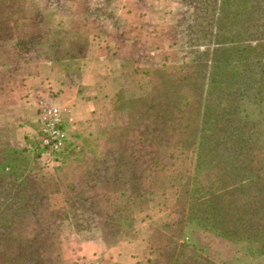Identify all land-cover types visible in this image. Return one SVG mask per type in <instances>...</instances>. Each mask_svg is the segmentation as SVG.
Masks as SVG:
<instances>
[{"label":"rangeland","instance_id":"rangeland-1","mask_svg":"<svg viewBox=\"0 0 264 264\" xmlns=\"http://www.w3.org/2000/svg\"><path fill=\"white\" fill-rule=\"evenodd\" d=\"M47 1L20 0L22 9L38 17ZM147 3L148 14L133 11V5ZM123 4L119 20L113 11L117 2L110 1L108 17L118 24L115 32L123 29L129 38L141 36V49L151 47L150 59L140 67L148 74L141 76L139 92L130 90L118 98L124 102L119 103L124 107L119 137L110 129L88 138L87 155L71 139L69 159L80 158L90 168L97 158L103 159L109 171L99 177L104 182L111 181L112 167L120 165L115 170L118 179L134 182L145 192L139 205L133 204L134 197L106 195L109 208L119 215L105 230L108 239L99 218L89 221L98 227L82 232L71 220L62 222L57 264L86 260L75 259V250L82 238L95 237L110 250L121 244L132 250L148 245L151 264H264V213L259 206L264 195L256 183L244 181L252 166L264 175V0H140L120 3L118 9ZM87 16L81 11L84 28L76 32L84 37ZM41 29V38L48 37V30ZM4 35L2 28L0 37ZM17 46L14 37L0 40V73L11 76L20 59L29 64L35 60L34 51L21 53ZM21 68L9 87L0 86V103L6 104L5 111L0 109V162L10 166L4 179L12 183L38 173L54 181L56 170L41 168L26 153L19 152L14 161L10 155L12 148L19 150L17 127L28 119L29 101L18 87L26 70ZM226 174L243 187L234 190ZM103 211L99 207V213ZM251 214L256 223L246 221ZM11 217L0 215L5 224ZM181 218L182 230L175 226ZM260 229L258 237L250 234L256 243L232 232ZM113 233L117 236L109 240Z\"/></svg>","mask_w":264,"mask_h":264},{"label":"crops","instance_id":"crops-1","mask_svg":"<svg viewBox=\"0 0 264 264\" xmlns=\"http://www.w3.org/2000/svg\"><path fill=\"white\" fill-rule=\"evenodd\" d=\"M110 1L117 2V9L109 6ZM126 1L140 3V0L47 1L40 26L48 30L49 36L37 46L35 60L29 64L20 59V64L13 66L11 76L0 73V86L9 87L14 81L12 76H17L21 67H26L18 84L29 101L28 119L16 130L19 148L34 137L38 109L44 106L59 111L63 120L75 127L71 139L80 143V151H88V147H83L84 142L88 145V138L124 125V107L119 105L124 102H118V98L130 90L139 92V80L148 74L140 67L150 59L151 48L141 49V36L129 38L123 35V29L115 32L118 24H115L116 20L110 21L108 14L113 10L120 20L124 4L118 9L119 4ZM138 6L140 9L133 5L134 12L143 10L148 14L151 10L148 3ZM81 11L88 13L85 22L88 37L76 33L84 28L80 23ZM135 41L137 46L134 48ZM26 54H21V58L25 59ZM5 107V103H0L1 111H5ZM82 239L75 250V259L101 257L102 262L106 261L104 258L110 259L109 263L112 260L117 264H151L148 245L132 250L121 244L110 250L97 237Z\"/></svg>","mask_w":264,"mask_h":264},{"label":"trees","instance_id":"trees-1","mask_svg":"<svg viewBox=\"0 0 264 264\" xmlns=\"http://www.w3.org/2000/svg\"><path fill=\"white\" fill-rule=\"evenodd\" d=\"M40 21L41 17L21 8L20 0H0V31L3 28L5 34L4 37H0V40L14 37L21 53L36 52L39 43L47 38H41L43 31ZM24 34L27 35L26 40L22 39ZM37 40H41V42L38 43ZM35 41H37L36 44H34ZM123 131L124 129L120 128L110 130L117 138L119 132ZM86 145L84 142L83 147H88ZM73 148L74 146L71 145L66 155L62 157L60 166L54 169L57 172L54 181H46L43 176L35 173L14 179L15 181L12 183L5 182L4 176L7 175L10 166L0 162V172L3 173V176L0 175V215L12 214L10 221H7L8 224L0 219V264H57L59 261L58 237L62 222L71 220L75 230L82 232L98 227L96 224L89 225V223L91 224L89 221L99 218V221H103L100 226L102 227L101 231L104 233L105 239H108L105 230L112 226L110 223L119 217V215L116 216V210L109 208L110 194L113 198L117 194L134 197L133 204H140L145 188L134 185V182L123 184L118 179L121 175L115 171L120 165L112 167L114 172L110 171L111 181L104 182L102 177L99 178L101 175L109 173L104 160L100 159L99 161L97 158L90 168L88 162H82L79 157H77L78 160L69 159ZM19 152L30 155L39 163L37 153L21 148L19 150L11 149L10 155L13 161L17 159L16 156ZM84 154L87 155L88 151ZM151 165L153 168L154 164H149V167ZM88 168H90L89 171ZM134 169H136L135 166L130 167V172H134ZM247 171L248 176L244 178V181L256 183L257 191L264 195V175L253 166L249 167ZM223 175L225 173L221 174V176ZM226 176L229 183L236 182V179H231L230 175L226 174ZM131 177H135V175L132 173ZM215 178L218 182H224L221 178ZM234 184L233 189L236 191L243 187V184L240 187L238 182ZM109 186L111 189L105 191L104 189ZM126 186L128 187L126 188ZM23 191L25 192L23 193ZM179 204H181V198L178 201ZM259 206L261 213H264V198ZM99 207H103V214L99 213ZM183 207L185 208V206ZM176 211L174 210V213ZM176 213L182 214L179 210ZM250 216L246 221L256 223L253 214ZM177 220L175 226L182 230L184 221L182 218ZM260 223H264V220ZM232 232L237 238L246 240L252 239L250 234L258 237L263 233V229L253 233H249L247 230L242 232L233 230ZM113 235L114 233L109 235V240L117 236ZM234 235L231 236L234 237ZM252 241L257 242L256 239H252Z\"/></svg>","mask_w":264,"mask_h":264},{"label":"built area","instance_id":"built-area-1","mask_svg":"<svg viewBox=\"0 0 264 264\" xmlns=\"http://www.w3.org/2000/svg\"><path fill=\"white\" fill-rule=\"evenodd\" d=\"M36 124L34 137L21 149L37 153L40 166L45 170L53 171L60 166L62 157L72 145L71 137L75 127L69 121H64L59 111L47 106L38 109ZM78 264L117 263L102 262L101 258L96 257L92 260H82Z\"/></svg>","mask_w":264,"mask_h":264}]
</instances>
